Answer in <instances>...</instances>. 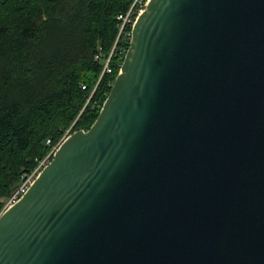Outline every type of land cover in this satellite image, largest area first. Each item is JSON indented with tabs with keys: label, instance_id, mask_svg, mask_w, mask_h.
I'll use <instances>...</instances> for the list:
<instances>
[{
	"label": "water",
	"instance_id": "1",
	"mask_svg": "<svg viewBox=\"0 0 264 264\" xmlns=\"http://www.w3.org/2000/svg\"><path fill=\"white\" fill-rule=\"evenodd\" d=\"M0 264H264V0H150L95 122L0 214Z\"/></svg>",
	"mask_w": 264,
	"mask_h": 264
},
{
	"label": "trees",
	"instance_id": "2",
	"mask_svg": "<svg viewBox=\"0 0 264 264\" xmlns=\"http://www.w3.org/2000/svg\"><path fill=\"white\" fill-rule=\"evenodd\" d=\"M132 2L0 0V213L66 131L97 119L123 60L119 39L102 75L116 18Z\"/></svg>",
	"mask_w": 264,
	"mask_h": 264
},
{
	"label": "built area",
	"instance_id": "3",
	"mask_svg": "<svg viewBox=\"0 0 264 264\" xmlns=\"http://www.w3.org/2000/svg\"><path fill=\"white\" fill-rule=\"evenodd\" d=\"M150 2V0H133L132 4L130 5L129 9L122 14H119L116 18L117 22H118V35H117V39L115 41V44L111 50V54L110 56L105 60L104 65H103V71H102V75L104 73L106 74H111L112 73V66H111V56L112 53L115 50V47L117 45V42L120 40H122V45L120 46V52L124 53L123 54V59L124 56L128 50L125 49L124 44L128 45L130 44L131 38H132V29L134 27V24L137 20V18L144 12V10L146 9L148 3ZM120 56V54H118ZM122 55V54H121ZM96 59H98V57H96ZM123 60L120 62L119 68L122 65ZM113 83L111 84L112 87ZM72 133L70 132V130L66 131V133L64 134V136L62 137V139L60 140V142L52 149L51 152V158L52 155L54 154V152L59 148V146L71 135ZM50 159H45L39 166L38 174L39 172L48 165ZM33 181L27 180L25 179L24 182L21 184V186L12 194V196L7 199L5 201V205L4 208L2 210V212L6 211L7 209H9L10 207H12L15 203H17L22 196L26 193V191L28 190L29 186L31 185Z\"/></svg>",
	"mask_w": 264,
	"mask_h": 264
},
{
	"label": "rangeland",
	"instance_id": "4",
	"mask_svg": "<svg viewBox=\"0 0 264 264\" xmlns=\"http://www.w3.org/2000/svg\"><path fill=\"white\" fill-rule=\"evenodd\" d=\"M118 57H119V55H118ZM119 70H120V68H119ZM119 70H118V73H119ZM118 75V74H117ZM44 161V160H43ZM42 161V162H43ZM42 162H40V164L42 163ZM40 164L38 165V167L26 178L27 180H30V181H33L36 177H37V175H38V169H39V166H40ZM5 201L6 200H4L3 202H4V205H5ZM3 208H4V206H3ZM3 208H2V210H3ZM1 213H3L2 211H1ZM0 213V214H1Z\"/></svg>",
	"mask_w": 264,
	"mask_h": 264
}]
</instances>
